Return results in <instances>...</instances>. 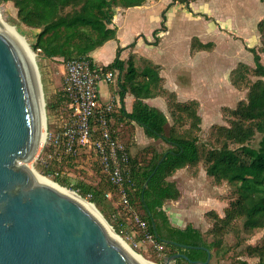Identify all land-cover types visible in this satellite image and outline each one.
<instances>
[{
    "label": "trees",
    "instance_id": "1",
    "mask_svg": "<svg viewBox=\"0 0 264 264\" xmlns=\"http://www.w3.org/2000/svg\"><path fill=\"white\" fill-rule=\"evenodd\" d=\"M9 1V0H3ZM18 8L17 17L26 27L37 29L36 42L32 44L35 51H40L47 58H62L65 61L75 58H88L94 63L91 53L103 46L108 40L117 38V29L112 26L117 7H133L142 5L146 0H12ZM176 1L172 0V4ZM166 16L163 13V25ZM260 46L248 47L253 54L254 65L240 62L231 73L232 84L242 89L249 88L246 99L238 101L235 107H222L226 111L228 124H215L209 143L200 141L202 117L198 113L197 101L179 102L173 93L165 91L158 66L147 67L141 72L147 80L133 81L137 75L132 58H120L121 47L117 57L107 68H117L123 76L120 80V93L132 92L136 100L133 110L127 112L122 107L118 119H129L144 127V132L151 138H162L169 148L159 152L153 149V155L145 163L134 158L130 153L132 185L129 197L148 224L149 230L155 235L152 221L156 223L159 237L165 245L164 254L170 255L184 252L192 260H206L208 252L201 248H183L175 243H164L162 239L178 243L204 246L212 252H221V238L208 241L205 234L193 224L185 227L174 225L164 209L167 200L179 199L181 192L177 182L171 180L177 170L184 167L199 168L203 165L206 175L215 182L223 181L235 187L236 197L220 216L213 210L208 211L215 219L212 233L223 234L233 230L237 221L242 229L252 233L264 229V63L261 53L264 52V18L258 23ZM158 30L154 32L155 37ZM158 38L153 42L157 44ZM212 43L203 44L193 40V48H209ZM168 95V106L172 123L164 111L151 106L145 99L156 95ZM67 98L62 90L56 104H49L59 116L66 112ZM115 128V123L112 124ZM119 133V132H118ZM257 135L260 140L252 142ZM48 151L50 148L45 146ZM148 186L142 191L145 182L151 176L161 158ZM74 157L62 163L55 160L38 161L37 169L41 174L59 183L61 186L76 191L88 198L101 209L99 200L100 188L84 182L71 183L61 175L62 166ZM73 160V159H72ZM108 183L116 187L108 180ZM109 218L117 232L121 233L125 221L122 215L114 222ZM247 255L258 260L249 263L237 259L233 264H264V241L257 245H248ZM160 262V261H159ZM175 264H191L184 258H178ZM209 264V263H208Z\"/></svg>",
    "mask_w": 264,
    "mask_h": 264
},
{
    "label": "water",
    "instance_id": "2",
    "mask_svg": "<svg viewBox=\"0 0 264 264\" xmlns=\"http://www.w3.org/2000/svg\"><path fill=\"white\" fill-rule=\"evenodd\" d=\"M34 66L19 43L0 29V264H142L84 204L35 175L33 164L47 131ZM163 160L145 182L142 199ZM162 241L208 252L206 260H192L184 252L165 255L163 264L178 258L191 264L211 260L207 247Z\"/></svg>",
    "mask_w": 264,
    "mask_h": 264
},
{
    "label": "crops",
    "instance_id": "3",
    "mask_svg": "<svg viewBox=\"0 0 264 264\" xmlns=\"http://www.w3.org/2000/svg\"><path fill=\"white\" fill-rule=\"evenodd\" d=\"M233 1L234 9L231 11L226 9L227 3L216 0L176 1L173 4L172 0H146L138 6L117 7L112 24L117 29V38L108 40L91 56L96 64L107 66L115 60L121 47L120 58L126 61L132 58L135 63L138 77L133 81L136 82L143 78L147 80L141 74L147 67L158 66L165 91L173 93L179 102L197 101L198 113L203 114L202 100L207 99L206 106L210 108L221 104L220 100L233 98L235 93L230 94L228 89L238 88L232 84L231 73L240 62L249 64L242 60L249 47L246 46L248 36L256 34L260 44L258 23L264 18V0ZM163 13L166 16L164 25ZM211 36L214 38L211 39ZM152 37L154 41L158 38L157 44L152 42ZM194 39L212 45L209 48H193ZM151 48L154 52L148 55ZM242 49L244 52H241ZM234 51L241 52V57L233 58L231 52ZM116 71L117 81L114 84L102 83L99 87L104 100L114 96L119 103L113 123L121 138L120 126L124 123L134 125L138 134L140 129L144 132V127L135 121L117 118L122 107L127 112L133 110L136 97L130 91L121 96L120 80L123 75L119 69L116 68ZM145 102L164 111L172 123L168 95H156L145 99Z\"/></svg>",
    "mask_w": 264,
    "mask_h": 264
},
{
    "label": "rangeland",
    "instance_id": "4",
    "mask_svg": "<svg viewBox=\"0 0 264 264\" xmlns=\"http://www.w3.org/2000/svg\"><path fill=\"white\" fill-rule=\"evenodd\" d=\"M216 1H222L220 2L222 4L227 3L226 9H229V11L234 9V7H232L234 5L233 0ZM262 11H264V9ZM17 12L18 8L12 0H0L1 18L11 26L15 27L17 32L25 38L26 42L36 55L35 64L40 79V81L39 79L38 81L45 102L46 131H55L57 129L56 119L58 116L57 113H54V110L49 107V104H56V100L58 99L60 92L63 90L65 65L67 61L62 58H47L42 52L33 50L32 44L36 42V34L38 31L35 28H29L22 24L17 17ZM213 38L214 36H211V39ZM151 39L153 42L154 37ZM248 39L249 40H246V46L256 48L260 46V44L257 43L258 40L256 34L249 35ZM243 50L244 49H242L241 52H244ZM246 51L247 53L245 52L243 54L242 60L247 61L249 65L252 66L254 65L253 54L249 50ZM153 52L154 51L151 48L147 53L150 55L153 54ZM241 52H231L232 57L236 59L241 57ZM261 56L264 63V52L261 53ZM216 61L217 63H220L219 60ZM228 91L230 94L235 93L233 98L226 101L220 100L222 101L220 102L221 104L216 105L215 107H210L211 109L206 106L208 100H202V107L206 109L203 108L205 112L200 114L204 120L202 122L201 131L199 132L200 141L202 143L210 142L213 125L228 124L225 117L226 111L224 113L221 106L235 107L238 100L246 99L249 88L245 87L238 90L230 87ZM219 99L221 98L219 97ZM134 128L135 126L130 122L124 123L123 126H120V134L128 152L137 160L145 163L153 155V149L162 152L170 147V145H168L162 138L146 137L143 129H140V133L138 134ZM260 138L261 135H257L252 143L255 145ZM45 139L43 141L44 143ZM45 146L46 145L43 147L46 149ZM41 154L33 164L35 171L39 174L41 173L37 169L38 161L41 160L44 162L47 153L46 151L44 152L43 149ZM72 159L69 160L70 162H67L62 166L61 175L73 184L84 182L90 186L100 188L102 191L98 194V198L101 201V209L93 203L100 214L112 227L113 225L109 222V218H112L111 220L116 222L117 216L122 215L125 225L122 226L121 233L116 232L123 241L133 250L144 256L148 261L155 264H163L164 256L166 254L162 255L151 243L144 240L137 226L127 215L124 214L121 205H119L118 192L108 183V178L102 170L96 152L88 149L81 150L80 154ZM203 170V165L197 169L193 167H184L170 177L172 180L173 178L175 179L181 192L179 199L173 201L167 200L164 204L170 221L174 225L181 227H185L187 224H193L205 234L208 241L221 238V252H218L217 250L213 251L209 264H233L237 259L247 260L249 263L256 262L258 258H250L247 255L246 248L248 245H257L264 241V229H258L252 233H248L242 229V224L237 221V223H235L236 227L233 230L228 229L227 232L218 234L217 236L212 233L211 230L214 226L215 219L213 215H209L207 212L213 210L220 216H224L225 209L236 197V192L233 185L226 181L217 183L212 177L207 176ZM66 189L70 190L69 188ZM85 199L89 200L88 198Z\"/></svg>",
    "mask_w": 264,
    "mask_h": 264
},
{
    "label": "built area",
    "instance_id": "5",
    "mask_svg": "<svg viewBox=\"0 0 264 264\" xmlns=\"http://www.w3.org/2000/svg\"><path fill=\"white\" fill-rule=\"evenodd\" d=\"M116 81L115 68L93 63L88 58L67 61L63 84L66 112L57 117V129L46 133L44 145L50 149L44 150L47 153L44 162L55 160L62 163L79 155L81 150H94L103 172L116 187L124 214L137 226L143 239L164 255V244L149 230L129 197L132 185L129 152L118 130L112 126L119 103L114 96L108 100L101 96L99 86Z\"/></svg>",
    "mask_w": 264,
    "mask_h": 264
},
{
    "label": "bare ground",
    "instance_id": "6",
    "mask_svg": "<svg viewBox=\"0 0 264 264\" xmlns=\"http://www.w3.org/2000/svg\"><path fill=\"white\" fill-rule=\"evenodd\" d=\"M0 29H2L3 31H5L6 33H8L10 36L13 37L14 40H16L19 45L23 48L25 54H27V56L29 57L31 63L34 66L35 72L37 70V81L39 79V74H38V69L36 67L35 64V53L31 50L29 44L26 42L25 38L23 36H21L17 30L15 29L14 26H11L10 24H8L7 22H5L0 15ZM38 88H39V96L41 98V105L43 107V97H42V92H41V88L39 86V81H38ZM44 114V111H43ZM45 119V118H43ZM44 125L43 127L45 128V120L43 121ZM46 136L45 131H43V135H42V140L44 141ZM33 170L35 171V169L33 168ZM35 175L37 176L38 180L41 182H45L51 186L56 187L57 189L63 191L64 193L68 194L69 196L73 197L74 199H76L77 201L81 202L82 204H84L99 220H101V222L106 226V228L112 233V235L142 264H155L152 263L150 261H148L144 256H142L141 254H139L138 252H136L135 250H133L130 246H128L123 239L119 236V234L116 232V230L108 223V221L100 214V212L97 210V208L95 207V205L90 202L89 200L85 199L84 197L80 196L79 194L72 192L66 188H63L60 184L56 183L55 181H53L52 179H49L41 174H39L37 171H35Z\"/></svg>",
    "mask_w": 264,
    "mask_h": 264
}]
</instances>
